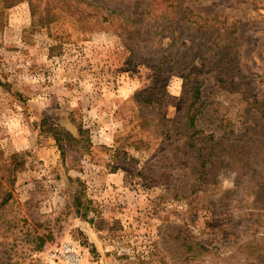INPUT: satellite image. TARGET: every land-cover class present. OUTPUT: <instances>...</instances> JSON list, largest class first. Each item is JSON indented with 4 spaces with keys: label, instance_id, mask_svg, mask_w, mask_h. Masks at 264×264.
Masks as SVG:
<instances>
[{
    "label": "rangeland",
    "instance_id": "1",
    "mask_svg": "<svg viewBox=\"0 0 264 264\" xmlns=\"http://www.w3.org/2000/svg\"><path fill=\"white\" fill-rule=\"evenodd\" d=\"M185 3L195 16L237 27V87L211 72L202 76L196 106L203 133L195 144L209 158L215 138L225 145L232 130L264 126L257 111L264 104V0ZM87 21L34 30L29 0H0V176L15 168V180H0L12 193L0 210V264H50L64 244L84 264L257 258L264 210L248 201L257 179L238 171L227 146L212 151L215 165L205 170L186 135L165 133L189 106L186 72L142 63L150 57H135L104 24L93 22L87 38ZM155 87L171 96L159 110L144 103ZM42 234L47 241L37 248Z\"/></svg>",
    "mask_w": 264,
    "mask_h": 264
},
{
    "label": "trees",
    "instance_id": "2",
    "mask_svg": "<svg viewBox=\"0 0 264 264\" xmlns=\"http://www.w3.org/2000/svg\"><path fill=\"white\" fill-rule=\"evenodd\" d=\"M185 2L186 0H29L34 30L50 29L52 25L66 20L78 23L84 18L89 23L83 31L87 38L89 37L87 35L95 30L93 22L104 24L107 29L128 42L127 48L135 57H140L138 55L140 52L150 57L148 60L145 59V62L141 61L142 63H154L159 72L167 69L186 72L190 103L185 110L176 115L174 125L165 132L166 135L171 131L177 135H186L189 139L188 145L201 154V160L197 165L205 170L210 169L208 164H211V167L215 165L211 160L212 151L216 147L222 149L227 146L224 148L227 151L225 155L230 157L233 163L239 162L242 165L238 171L242 170L257 179L252 191L255 198L248 200L249 206L264 210V126L261 129H257V126L253 130L247 128L239 135L232 130L229 143L225 145L222 144L223 141L218 143V138H215V144L209 146L211 148L209 158L202 153L205 151L204 147L195 144L203 133L198 127L200 111L196 106L203 100L202 76L211 72L219 84L227 85L230 82L231 87L236 88V76L240 73V52L236 25L230 26V30H227L224 22L218 21L216 16H195ZM152 32L156 35L151 34ZM144 92L146 91L138 92L136 97L143 95ZM170 97L164 87H155L147 91L144 103L147 102L154 107L157 105L159 110L167 106ZM255 101L257 103V100ZM257 111L260 116H264L263 103ZM253 115L255 118L258 116ZM57 140H60L58 136ZM84 141L89 145L88 137ZM8 166L9 169L3 170L0 180H15V175L13 176L15 168ZM5 173L8 177L4 175ZM1 183L0 181V210L12 196L11 190L3 188ZM80 205L79 200L78 206ZM85 211L87 212V208L81 216L87 217ZM79 212L80 209L77 208V213ZM47 237L45 234L37 237V248L45 244ZM262 248L259 247L257 258H253L247 264L256 262L264 264Z\"/></svg>",
    "mask_w": 264,
    "mask_h": 264
},
{
    "label": "built area",
    "instance_id": "3",
    "mask_svg": "<svg viewBox=\"0 0 264 264\" xmlns=\"http://www.w3.org/2000/svg\"><path fill=\"white\" fill-rule=\"evenodd\" d=\"M50 256V264H84L81 254L70 244L57 248Z\"/></svg>",
    "mask_w": 264,
    "mask_h": 264
}]
</instances>
